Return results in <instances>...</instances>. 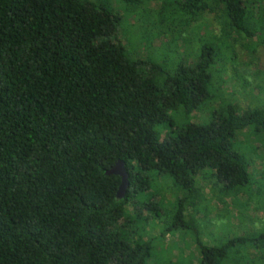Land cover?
Returning <instances> with one entry per match:
<instances>
[{
  "label": "trees",
  "instance_id": "16d2710c",
  "mask_svg": "<svg viewBox=\"0 0 264 264\" xmlns=\"http://www.w3.org/2000/svg\"><path fill=\"white\" fill-rule=\"evenodd\" d=\"M113 2L117 13L111 0H0V264H144L154 241L187 218L196 184L214 179L224 199L250 185L232 140L251 130L264 142V105L244 112L227 101L215 67L236 46L264 47V0ZM204 14L220 36L173 71L152 58L168 42L139 58L118 38L124 17L148 15L149 43L174 34L165 49L174 55ZM205 102L219 106L208 123L193 122ZM118 161L129 181L121 199L120 178L105 174ZM162 177L183 197L172 224L147 237L133 224L159 227ZM231 243L197 238L199 264H224Z\"/></svg>",
  "mask_w": 264,
  "mask_h": 264
},
{
  "label": "rangeland",
  "instance_id": "374dc122",
  "mask_svg": "<svg viewBox=\"0 0 264 264\" xmlns=\"http://www.w3.org/2000/svg\"><path fill=\"white\" fill-rule=\"evenodd\" d=\"M113 1L111 0V6ZM155 5L151 4L156 8ZM114 6L118 5L115 3ZM114 10L117 13V10ZM166 13L165 11L164 14ZM168 13L171 15V12ZM164 14L163 16H166ZM137 17L138 15L124 17L121 20L118 36L120 42L138 48L139 58L147 57L152 47L161 48V44L168 42L164 49H160L162 53L158 50L152 51V58L154 63L166 65V68L172 71L181 60L188 63L196 61L199 46L204 40H208L209 34L220 36L219 25L213 16L204 14L197 23H192L182 32L181 39L177 41L179 52L169 55L165 49L168 44L176 41L174 34L161 36L159 41L157 39L149 43L148 33H145L143 28L154 17L144 15L140 17V21ZM156 21L159 22L158 19ZM197 29L199 30L196 31ZM245 46H236L233 51L225 53L227 58L215 67L216 79L222 78L221 91L224 98L238 104L244 112L247 108L264 105V47L257 50ZM224 48L222 47L221 51ZM210 105V102H205L195 113L193 122L208 123L211 120V112L219 106ZM178 114L179 111L174 113L176 116ZM251 135V130L240 131L232 140L233 149L247 163L251 176L250 185L233 192L230 199H224L217 196L221 194L218 188L212 186L214 179L200 182L201 185L196 184V195L193 194L194 197L183 204L182 214L187 218L165 237H158L154 241L144 264H199L201 252L196 244L197 238L209 247L232 241L231 252L224 264H264V246L256 242L264 235V142L259 144L258 139ZM262 139L264 140V137ZM155 188L159 190L155 197L161 199L159 227L153 223V219L148 220V223L138 221L133 224L135 229L141 230L147 237H157L163 228H167L168 220L171 223L172 217L177 215L176 208L183 197L180 188L167 177L158 179ZM151 193L147 192L144 198L147 199L153 194ZM142 216H146L145 211Z\"/></svg>",
  "mask_w": 264,
  "mask_h": 264
},
{
  "label": "water",
  "instance_id": "95a60500",
  "mask_svg": "<svg viewBox=\"0 0 264 264\" xmlns=\"http://www.w3.org/2000/svg\"><path fill=\"white\" fill-rule=\"evenodd\" d=\"M106 175H116L120 178V185L118 187L116 198L121 199L125 196L126 191L129 187L128 173L125 168V164L122 161L116 162V164L108 170Z\"/></svg>",
  "mask_w": 264,
  "mask_h": 264
}]
</instances>
